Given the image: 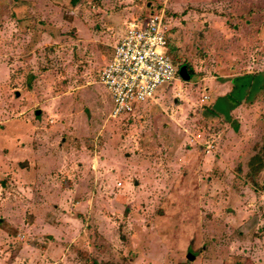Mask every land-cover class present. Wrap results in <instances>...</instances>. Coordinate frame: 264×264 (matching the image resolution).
<instances>
[{
    "label": "rangeland",
    "instance_id": "374dc122",
    "mask_svg": "<svg viewBox=\"0 0 264 264\" xmlns=\"http://www.w3.org/2000/svg\"><path fill=\"white\" fill-rule=\"evenodd\" d=\"M71 1L0 0V264H264V89L235 87L264 0ZM151 13L176 78L113 119L100 72Z\"/></svg>",
    "mask_w": 264,
    "mask_h": 264
},
{
    "label": "built area",
    "instance_id": "2783aa9c",
    "mask_svg": "<svg viewBox=\"0 0 264 264\" xmlns=\"http://www.w3.org/2000/svg\"><path fill=\"white\" fill-rule=\"evenodd\" d=\"M164 19L163 13H151L125 23L124 35L99 75L113 101L111 118L132 114L136 104L151 101L160 86L175 80L177 70L164 52L168 46Z\"/></svg>",
    "mask_w": 264,
    "mask_h": 264
},
{
    "label": "trees",
    "instance_id": "16d2710c",
    "mask_svg": "<svg viewBox=\"0 0 264 264\" xmlns=\"http://www.w3.org/2000/svg\"><path fill=\"white\" fill-rule=\"evenodd\" d=\"M78 0H72L71 2L73 4H75ZM168 46H169V42H168ZM186 71L188 73H192L190 69L186 68ZM249 78L248 81L250 82H245L244 79ZM237 83H236V88H238V90H240L242 94H246V97H251L253 92L259 88H263L264 89V74H256V75H251V76H246L243 78H237L236 79ZM251 95V96H250ZM243 95L239 96V98H241ZM238 97V96H237ZM235 98V97H234ZM233 98V100H234ZM236 103V101H235ZM213 112V111H212ZM214 114V113H213ZM249 173L251 174V176H254L256 174V172L260 171L263 167H264V149H262L261 151L258 152L257 155H255L254 157H252L249 161ZM254 184H256V182H254Z\"/></svg>",
    "mask_w": 264,
    "mask_h": 264
},
{
    "label": "water",
    "instance_id": "95a60500",
    "mask_svg": "<svg viewBox=\"0 0 264 264\" xmlns=\"http://www.w3.org/2000/svg\"><path fill=\"white\" fill-rule=\"evenodd\" d=\"M180 72V76L183 80H188L189 79V75L186 71V68H181V70L179 71ZM36 115H39V111L36 112ZM186 259L188 261H193L194 260V256H191V255H187L186 256Z\"/></svg>",
    "mask_w": 264,
    "mask_h": 264
},
{
    "label": "crops",
    "instance_id": "0c3cea01",
    "mask_svg": "<svg viewBox=\"0 0 264 264\" xmlns=\"http://www.w3.org/2000/svg\"><path fill=\"white\" fill-rule=\"evenodd\" d=\"M113 54V53H112ZM112 54L110 55V58L109 59H111V57H112Z\"/></svg>",
    "mask_w": 264,
    "mask_h": 264
}]
</instances>
